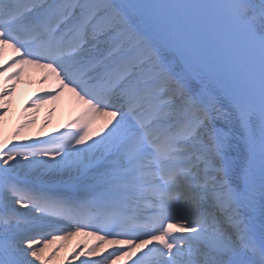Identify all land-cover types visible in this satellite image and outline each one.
<instances>
[{
    "label": "snow or ice",
    "instance_id": "1",
    "mask_svg": "<svg viewBox=\"0 0 264 264\" xmlns=\"http://www.w3.org/2000/svg\"><path fill=\"white\" fill-rule=\"evenodd\" d=\"M54 258L264 264V0H0V264Z\"/></svg>",
    "mask_w": 264,
    "mask_h": 264
},
{
    "label": "bare ground",
    "instance_id": "2",
    "mask_svg": "<svg viewBox=\"0 0 264 264\" xmlns=\"http://www.w3.org/2000/svg\"><path fill=\"white\" fill-rule=\"evenodd\" d=\"M37 85L35 83L28 84V83H22L18 89L15 102L12 106V110L9 115V120L7 127L10 128L12 124L16 122V120L20 117L21 109L23 106V101L27 99V97L36 89ZM50 119L51 124L45 131L51 132L53 128L59 127V125L67 119V111L64 109H58L56 113H53L51 116L48 115L47 112V106L44 108H41L38 113V122L37 127L33 129L32 134L34 135L36 131L39 130V124L44 119ZM76 239L74 238L72 241L68 242L67 247L65 249L61 250V257L66 255L68 251L70 250L71 246L76 243ZM52 264H61L60 258H54ZM64 264H67V262H64Z\"/></svg>",
    "mask_w": 264,
    "mask_h": 264
}]
</instances>
